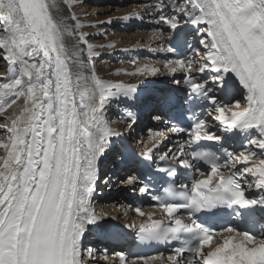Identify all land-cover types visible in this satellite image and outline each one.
Here are the masks:
<instances>
[{
    "label": "snow or ice",
    "instance_id": "obj_1",
    "mask_svg": "<svg viewBox=\"0 0 264 264\" xmlns=\"http://www.w3.org/2000/svg\"><path fill=\"white\" fill-rule=\"evenodd\" d=\"M64 2L71 11V0ZM147 7L169 30L167 40L164 29L153 32L163 43L150 50L175 58L165 55L124 74L168 75L183 85V103L164 95L151 118L175 121L168 131L187 139L161 151L165 134L150 138L141 156L156 163L158 154L166 166L156 171L169 178L151 194L159 219L136 207L145 219L125 227L136 229L141 242L176 246L166 258L117 253L119 264H264V0H156ZM70 18L74 25L58 0H0V264H85L83 238L91 226L101 227L103 217L93 208L100 161L124 135L106 112L114 100L135 101L139 85L101 78L95 66L101 52L80 31L85 25L77 16ZM188 25L201 48L189 45L184 55L172 39ZM238 87L246 106L217 95L228 97ZM21 98L23 106L7 116ZM197 109L208 110L219 133ZM186 112L187 126L181 123ZM126 116L130 131L136 116ZM238 135L239 151L235 141L226 146ZM140 179L131 175L121 183ZM138 190L149 194L150 186ZM87 255L95 259L91 249Z\"/></svg>",
    "mask_w": 264,
    "mask_h": 264
},
{
    "label": "bare ground",
    "instance_id": "obj_2",
    "mask_svg": "<svg viewBox=\"0 0 264 264\" xmlns=\"http://www.w3.org/2000/svg\"><path fill=\"white\" fill-rule=\"evenodd\" d=\"M91 1L92 0H71V4H72L71 11L68 10V6L64 2V0H58V3L61 9L63 10V14L69 17L68 23L70 25H74L75 23L70 18L72 14H75L78 20L85 25V27L81 28L80 31H87L90 33V36L88 38L89 43L94 46L96 51L101 52V55L103 54V56L105 57V58L98 57L95 60V66L98 75L101 78L114 83L115 82L137 83L139 85V88L142 87L153 88L155 87L156 84L164 83V82H167L170 85H174V82L172 81V77L168 75L129 76L124 74L125 71L127 72L135 71L136 66H142L144 63L157 60V58L155 57L157 54L154 55L150 50L149 46H151V48L158 47L163 41L154 40L152 38L153 34H150L151 31L147 34L145 31L135 29L137 31L134 30L135 31L134 33H129L132 32L134 29V25H135L134 21L138 19L136 17L137 13L143 16L151 17L150 15H148L150 9L147 7V5L155 3L156 0H121L120 1L121 4H117V6L112 7L114 11L110 12L109 14L103 13L105 9H108V6L101 7L99 5L92 8V10L89 11L88 6H89V2ZM125 3L127 4L122 6ZM108 4L110 5L111 3ZM130 14H131L130 19L128 20L122 19V17H124L125 15H130ZM117 15L119 17H117ZM109 19H111L112 22L110 24L104 23L105 24L104 28H102L101 24L97 25L98 21H107ZM107 26L110 30L108 38L106 40H101V41L96 39L98 38V35H102V31L104 29H107ZM157 26L160 27L161 29H166L168 27L166 25H157ZM118 27H120V30L122 32L116 33ZM129 27L131 29H128ZM191 27L192 29H195L193 26ZM195 38L200 39V36L197 34V32H195ZM66 42L71 44L73 42V38L67 37ZM110 43L114 44L115 47L113 48L106 47V45ZM101 45H104L105 47H100ZM119 49L121 50L119 51ZM148 55H150L152 58L146 57ZM108 58H112V59L108 60ZM132 61H136V65H133L131 63ZM2 65L3 68L5 69L4 64ZM3 74H4V70L3 71L1 70L0 82H4ZM180 75L182 76V74L177 73L176 78L179 79ZM237 93L241 98L244 99L245 92L242 88L238 87ZM139 99L140 96L138 94L137 99L133 101L132 105L133 106L139 105L140 106L139 108L144 107V105L138 104ZM118 101L120 100H114L110 104V106L107 109V110L111 109L110 114L108 115L106 114V118L111 117L113 119V123L109 122V125L115 130L124 133L123 135L124 137L128 136L132 140L135 137L134 135L135 129L139 128V125L135 124L132 127V129L129 131L128 130L129 120L126 116V113L124 114L112 113V111H114V109L112 108L114 107V104L116 105L118 104ZM22 106H23V98H21V100L17 102V105L13 106V109L8 110L7 116H11L14 110ZM242 106H246V101L243 103ZM134 110L136 109L133 108V111L131 110L129 111L134 113ZM3 122H4V117H0V123ZM146 132L147 129H142L140 130V132H138L139 134L137 137L138 143H144L145 145L151 143L150 137L145 135ZM4 138H5V133L2 130H0V140ZM0 155H3L2 149H0ZM117 165L120 166V164ZM119 175L120 174L117 173L114 175V177H111L108 173L106 174L105 171L102 173V178L104 177L110 178V183L108 184L109 187L110 185L112 186V183H114L115 177L117 176L120 177ZM121 181L122 180H119V183L112 188L114 190L113 192L116 193H111L110 197L108 195H105L101 200L102 203H100L101 201H98V204L100 203L101 205L103 204L104 206H98V208L97 207L95 208L93 205L95 212L99 216L103 217V219L100 221L101 223L100 228L91 226V230L86 232L83 238V249H87L88 247L86 248L85 243L90 242L92 240H98V239L114 240L116 238L113 237L114 231L116 230V228H118L121 225V223L128 224L129 222H132L134 220H140L144 218L139 216L138 214L131 212L129 209L124 208L125 197H122L121 195L123 192H126L127 187L131 185L121 183ZM119 188H121L120 191H118ZM143 211L145 213L153 212L150 209H146ZM161 255L165 257L163 254L152 255L150 257H156ZM84 256L88 261L86 262L85 260V264H119V258L117 255H113L112 253H107L104 250H97L96 253L94 254L95 259L88 257L87 252L85 253ZM104 257H106V259ZM153 264H159V261H154Z\"/></svg>",
    "mask_w": 264,
    "mask_h": 264
},
{
    "label": "rangeland",
    "instance_id": "obj_3",
    "mask_svg": "<svg viewBox=\"0 0 264 264\" xmlns=\"http://www.w3.org/2000/svg\"><path fill=\"white\" fill-rule=\"evenodd\" d=\"M120 1L121 0H92L91 2H89V6H88V9H89V11L90 10H92V8H94V7H96V6H101V7H106V6H108V9H105L104 11H103V13H105V14H109L110 12H112V11H114V9L112 8V7H114V6H117V4H121L120 3ZM108 3H111L110 5L108 4ZM127 3H125V4H123L122 6H124V5H126ZM122 6H120V7H122ZM117 17H119L118 15H117ZM105 24H101V26H102V28H104L105 26H104ZM135 29H133V31L132 32H129V33H134L135 31H137V30H135ZM119 33V32H122L121 30H120V27H118V30H116V33ZM150 31H146V33L148 34ZM151 32H153V31H151ZM150 32V34H153V33H151ZM109 33H110V30H109V28H108V26H107V29H104L103 31H102V35H98V38H96V39H98L99 41H101V40H106L107 38H108V35H109ZM107 56V55H106ZM100 57H103V58H105L104 56H103V54L100 56ZM108 57V56H107ZM113 58V57H112ZM112 58H108V60L109 59H112ZM3 63H0V71L2 70H4L5 71V69L3 68V65H2ZM133 140H134V138H133ZM137 140V139H136ZM135 140V141H136ZM118 184V182H116V183H114V186L115 185H117ZM114 193H116V192H114ZM100 203H102V201L100 202ZM99 203V204H100ZM100 206H104L103 204L101 205L100 204ZM97 207V206H96ZM89 247H90V249L92 250V251H94V247H93V244H90L89 246H88V248L87 249H84V255H85V253L87 252V250L89 249ZM91 247H93V248H91ZM85 250H86V252H85ZM85 260H86V262H88L87 261V259L85 258Z\"/></svg>",
    "mask_w": 264,
    "mask_h": 264
}]
</instances>
